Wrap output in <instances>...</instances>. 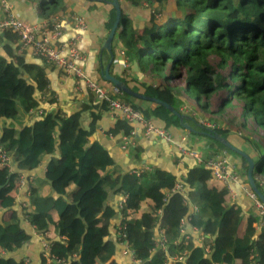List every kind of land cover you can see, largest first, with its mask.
Wrapping results in <instances>:
<instances>
[{
  "label": "trees",
  "instance_id": "16d2710c",
  "mask_svg": "<svg viewBox=\"0 0 264 264\" xmlns=\"http://www.w3.org/2000/svg\"><path fill=\"white\" fill-rule=\"evenodd\" d=\"M99 1L110 4L111 0ZM175 1L181 14H170L158 22L150 18L140 30L130 12L153 6L158 16L161 10L154 6L155 0H127L126 5L119 0L121 21L113 51L115 42L120 41L127 60L157 84L117 78L136 92L162 100L159 87L170 91L173 81L182 80L176 94L190 95V99L193 95L198 111L226 125L210 128L194 116L188 119L196 130L189 133L203 132L217 144L206 157L227 148L208 133L217 132L235 145L240 143L239 148L255 161L253 176L264 193L259 183L264 179V0ZM37 10L47 19L66 11L67 6L64 0H47L38 3ZM115 17L111 5L106 22L109 31ZM17 39L11 31L0 35L1 142L17 169L0 168V213L4 212L0 219V264H28L25 258L13 255L32 238L24 227L27 225L45 234L52 225L56 227L58 238L46 239L58 264H119L114 258L118 242L111 238L117 211L107 203L116 189L126 197L120 211L122 223L140 264H167L166 256L175 257L170 264H264V228L257 232L254 227L256 211L245 212L243 203L233 201L224 185L211 182V171L204 164L190 168L180 178L189 189L190 202L199 209L190 223L205 238L197 245L182 237L180 223L189 207L183 193L174 190L178 177L158 167L140 176L116 168L110 151L94 136L98 120L109 110L107 103L99 102L97 112L89 111L87 105L72 113L43 107L55 103L47 67L26 62L23 54L15 53L5 42ZM124 98L146 120L158 119L174 133L183 129L180 119L166 107L140 103L141 99L125 92ZM165 101L185 113L181 108L185 101L171 91ZM39 109L41 115L33 116ZM87 111L91 120L85 126L83 115ZM132 129L120 118L106 133L129 135ZM233 130L243 131L244 139H230ZM129 149L138 157L136 148ZM229 150L244 161L248 182L247 161ZM48 156L45 178L37 177L31 184L28 205L15 208L20 174L35 170ZM45 186L52 188V195L43 194ZM158 210L162 211L160 216ZM158 221L167 238L166 250L156 249L153 239ZM205 247L210 248L208 256ZM45 262L42 257V264Z\"/></svg>",
  "mask_w": 264,
  "mask_h": 264
},
{
  "label": "crops",
  "instance_id": "0c3cea01",
  "mask_svg": "<svg viewBox=\"0 0 264 264\" xmlns=\"http://www.w3.org/2000/svg\"><path fill=\"white\" fill-rule=\"evenodd\" d=\"M14 11L17 15L32 24H39L44 19L39 15L37 10L38 0H10ZM67 10L56 14V16L61 17L63 35L60 39L61 42H67L71 38L78 37V46L83 55L85 56V61L82 62V65L87 73V76L96 80H103L105 85L110 88L112 83L106 81L102 77V71L107 66L110 60V54L106 51H102V45L106 40L109 30L106 26V22L109 18V13L111 9V4L105 3L99 0H64ZM122 8L128 14L129 11L126 7L122 5ZM130 16L133 17L130 12ZM2 12L0 10V17ZM80 17L84 19L83 27H80L77 24L76 18ZM134 18V17H133ZM134 23H139L134 21ZM144 26H139L140 28ZM59 41V42H60ZM12 47L13 51L17 54H23L24 59L28 63H36L47 67V75L49 78V87L50 91L54 93L55 103L51 106L43 105V107H49L48 109L62 110L65 113H72L79 110L82 106L87 105L90 107L89 111H98L99 102L95 100L94 96L89 92L84 84L79 86L76 85L75 79L73 77L67 76L60 72L56 67L46 64L41 58L34 56L30 51L22 50L19 47L18 39L17 41L8 40L5 41ZM2 51V50H1ZM114 61L110 72L114 76H123L129 80H133L135 84L153 83L154 85L157 82L148 79L141 71L136 63H131L127 60L124 49L120 41L115 42L114 49ZM109 58V59H108ZM161 98L168 100L169 89L159 87ZM141 92L142 89H141ZM187 100H184L188 103H185L186 110L190 111L191 118L194 116L196 120L201 119L198 116L204 117L205 119H212L208 117L204 112L198 111L193 103H191L190 96L184 95ZM134 98V97H133ZM140 103H145L148 105H155L157 103L150 100L141 99ZM182 105V107L184 106ZM33 116H38V110L33 111ZM203 115V116H202ZM91 117L89 112H85L83 115V123L85 126L89 124ZM115 118L107 110L104 111L100 120H98L99 129L95 132V139L100 141L112 154L114 157L116 168L125 173L130 172L133 169L140 168L143 166L158 167L162 170L170 171L174 173L177 177H181L182 174L187 172L190 168H193L197 165L195 159L192 157H182L178 150L177 143H170L164 139H160L155 136L145 137L141 127L137 128L136 135L133 137L134 145L133 148H136L139 152L138 157H135V150L123 149L121 147L120 136H114L107 134L106 131L109 130L115 124ZM8 122H12L10 119ZM29 122V121H26ZM152 122L158 126H164V122L158 119H152ZM174 133V132H173ZM200 134H192L186 131V129H175V141L180 140L182 136L187 137V143L190 147L198 149L202 155L209 156L208 153H212L214 147H217V144L214 141H211L207 137ZM233 144V143H232ZM240 144V143H239ZM239 144L235 145L239 148ZM243 147V146H240ZM218 148V147H217ZM221 149V148H220ZM132 152V153H131ZM233 158L236 162L240 164L239 156L233 155ZM50 160V156L46 157L45 160L39 165L38 168L25 173V185L20 189L17 196V203L15 208L19 207L21 200L27 202V196L30 194L31 184L36 181V178H45V172L47 164ZM242 167V163L240 164ZM17 169L13 166V171ZM244 177V176H243ZM216 184L219 182L210 180ZM33 184V187H34ZM21 194V195H20ZM44 195H52L53 190L50 186H45L43 189ZM24 195V196H23ZM122 194L116 189L109 194L107 203L110 204L116 211L117 216L112 220V224L115 226L117 219L119 217V203L121 201ZM236 202H242L245 212H252L253 204L252 201L247 198L245 194L240 195V198ZM28 204V203H27ZM4 212L0 213V219H2ZM54 220H58L57 212H53ZM32 234V238L28 241L20 250L15 252L13 255L16 258H26L28 264H42V254L45 249V244L48 243L47 237L58 238V233L56 227L52 225L47 232V234H40L34 227L24 226ZM114 229V227H113ZM111 238L115 241L113 230H111ZM115 260L119 264H137L131 260L129 256H124L121 251V247L118 244L116 249V254L114 256ZM172 257L169 258L167 264H170L174 261Z\"/></svg>",
  "mask_w": 264,
  "mask_h": 264
},
{
  "label": "built area",
  "instance_id": "2783aa9c",
  "mask_svg": "<svg viewBox=\"0 0 264 264\" xmlns=\"http://www.w3.org/2000/svg\"><path fill=\"white\" fill-rule=\"evenodd\" d=\"M0 10L2 16L0 17V35L7 31H11L18 35L19 47L22 50L30 51L34 56L41 58L46 64L56 67L63 74L73 77L77 86L84 84L89 92L96 98L98 102H105L108 105V111L115 119H123L128 121L133 129L129 135L121 136V147L128 149L134 145L133 137L136 135L137 128L141 127L145 137L155 136L164 139L170 143H177L178 150L182 157H192L197 164H204L211 171V180L219 182L224 185L230 194L233 201H237L240 195L245 194L249 200L252 201L253 209L256 211L258 219L254 223L257 232L264 228V202L260 200L255 191L251 188L249 182L245 181L243 166L231 158L229 150L222 148L219 152L213 154L211 157H206L201 154L198 149L192 148L187 143V137L184 135L180 140L175 141V135L172 130L158 126L152 120H146L142 112L136 109L131 103L125 100L124 91L114 85L108 88L103 80H96L87 76L82 62L85 61V56L78 46V37L71 38L67 42H61L63 35L61 17L51 16L44 19L39 24H32L21 19L14 11L10 0H0ZM77 24L80 27L84 25V19L77 17ZM60 41V42H59ZM182 110L189 114L186 106L181 107ZM42 111L38 110V115ZM213 122V123H212ZM202 124L210 128H219L220 124L211 119V122L202 121ZM14 160L12 154L3 146L1 142V126H0V168L13 171ZM145 171H152L151 166H143L133 169L131 172L140 176ZM25 173L20 174V188L25 185ZM174 190L182 192L185 203L189 207V212L186 217L181 220L180 228L182 237L192 239L195 244L202 245L205 235L198 228L190 223L192 216L197 215L198 207L191 203L188 197V187L185 188L182 179L178 177ZM260 186L264 189V179H259ZM21 195V194H20ZM24 196V195H23ZM126 200L124 195L121 196L119 203V212L123 208ZM28 202L21 200L19 207L27 206ZM161 210L157 214L160 216ZM124 220L121 213L114 226L113 234L115 240L121 247L122 254L129 256L131 260L137 264L139 261L135 258L134 250L127 238L126 224L122 223ZM39 232V231H38ZM40 234H45L39 232ZM157 244L156 249H167V238L161 228L160 221L157 222L155 233L153 236ZM211 239V238H210ZM206 256L210 253V248L205 247ZM42 257L46 259L44 264H58L59 261L52 256L48 251V243L45 244V249ZM170 257L166 256V262ZM175 259V257H172ZM26 263L28 260L25 258ZM208 261V260H207Z\"/></svg>",
  "mask_w": 264,
  "mask_h": 264
},
{
  "label": "water",
  "instance_id": "95a60500",
  "mask_svg": "<svg viewBox=\"0 0 264 264\" xmlns=\"http://www.w3.org/2000/svg\"><path fill=\"white\" fill-rule=\"evenodd\" d=\"M38 1L39 2H43V1H47V0H38ZM110 4L115 8L116 17H115L114 24H113L111 30L109 31V34H108L106 40L104 41V43L102 45V51L106 50L110 54V60H109V62L107 64V66L102 71L103 79L113 83L114 85H116L118 87H120L125 93H127V94H129V95H131L133 97H136V98H139V99H144V100H150L152 102H155L157 104H160V105L166 107L168 110H170L173 114H175L180 119V124H181V126L184 129H186L188 131H191V132H196L195 128L188 121V119H190L191 116L178 111L169 102H167L165 100H162L160 98L149 97V96H146L145 94H142V93H139V92H136V91L132 90L123 81H121L116 76L111 74L110 68H111V65H112V63L114 61V57H115L114 56V51H113V40H114L116 31H117V28H118V26L120 24V21H121V4H120L119 0H111ZM208 136L213 138V139H215V140H217V141H219V142H221L225 147L237 152L238 154H240L242 157L245 158V160L247 161V164H248V170H247L248 182H249L251 188L258 195L260 200L262 202H264V193L258 187V185L256 183V180H255V178L253 176V171H254V167H255V161L249 155V153L237 148L228 139H226L225 137L221 136L217 132L208 133Z\"/></svg>",
  "mask_w": 264,
  "mask_h": 264
},
{
  "label": "rangeland",
  "instance_id": "374dc122",
  "mask_svg": "<svg viewBox=\"0 0 264 264\" xmlns=\"http://www.w3.org/2000/svg\"><path fill=\"white\" fill-rule=\"evenodd\" d=\"M123 3L126 5L127 3V0H122ZM154 6H158V8L161 10V13L157 16L156 13L154 12V7L153 6H150L148 8L146 7H143L141 8L142 10H137V9H132V15H133V19L134 21H138L139 23H134L135 25V28L139 27V26H145L147 21H149L150 18H155L158 21L162 20V19H165L168 15L170 14H181V11L179 9V7L177 6L176 4V1L175 0H155V3H154ZM158 19H157V17ZM182 80H175L172 82V88H170V91L176 95V97L182 99V100H187V98L181 94H176V91L178 89L181 90V86H182ZM190 96V95H189ZM191 101V103H195V99L193 97V95H191V99L189 100ZM185 103H188V102H184ZM183 104V105H184ZM189 104V103H188ZM194 105V104H193ZM203 116V115H202ZM201 119V121H208V122H211L210 119H205L204 117H201V116H198ZM217 120V119H216ZM220 122V127L224 128L226 127V125H224L221 121L217 120V123ZM213 123V122H212ZM236 129V128H235ZM239 131V130H238ZM236 131V130H233L231 132V135H230V139H234V138H238L239 140L240 139H244L242 137V134L244 135L245 133L243 131ZM245 137V136H244ZM240 149V148H239ZM229 150V148H228ZM248 151L249 152H252L253 153V149L251 147L248 148ZM229 154L233 160V155L231 154L230 150H229ZM242 163V166H243V171H244V161H242V159L240 158V164ZM245 172V171H244ZM208 262H204V264H207Z\"/></svg>",
  "mask_w": 264,
  "mask_h": 264
},
{
  "label": "clouds",
  "instance_id": "9594fccd",
  "mask_svg": "<svg viewBox=\"0 0 264 264\" xmlns=\"http://www.w3.org/2000/svg\"><path fill=\"white\" fill-rule=\"evenodd\" d=\"M190 116V115H189ZM202 125V122L200 123ZM188 131V130H187Z\"/></svg>",
  "mask_w": 264,
  "mask_h": 264
}]
</instances>
